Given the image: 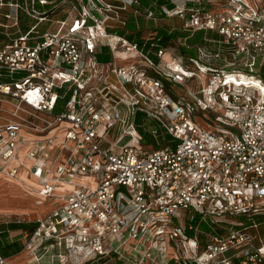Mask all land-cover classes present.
Wrapping results in <instances>:
<instances>
[{
	"label": "built area",
	"instance_id": "built-area-1",
	"mask_svg": "<svg viewBox=\"0 0 264 264\" xmlns=\"http://www.w3.org/2000/svg\"><path fill=\"white\" fill-rule=\"evenodd\" d=\"M263 66L264 0H0V177L51 202L3 222L50 264H264Z\"/></svg>",
	"mask_w": 264,
	"mask_h": 264
},
{
	"label": "rangeland",
	"instance_id": "rangeland-1",
	"mask_svg": "<svg viewBox=\"0 0 264 264\" xmlns=\"http://www.w3.org/2000/svg\"><path fill=\"white\" fill-rule=\"evenodd\" d=\"M250 3H253V0H248ZM31 22H34L33 20ZM108 50V49H107ZM116 59L117 58V54H116ZM111 75V74H110ZM107 81H113L114 77H106ZM252 91V90H249ZM255 99L258 98V94L256 91L253 92ZM13 107L12 101L10 102L9 99H4L0 97V121H2L1 119L3 117H6L9 115V112H7L9 109H11ZM21 114H24L21 112ZM200 124H202L203 126H206L205 121H199ZM108 135H111V133H108ZM128 140V137H125L122 139L121 144L125 143ZM3 181V180H1ZM1 188H0V209L3 210H8L6 213L0 214V221L3 220H13V219H23V220H30L36 217H39L38 215L43 216L47 209L45 210L44 207L48 208L51 205L50 201L44 200V199H40L38 197H35L33 194H29V193H35L33 190H30L29 188L26 189V192L22 191L21 193H13L12 191L9 190L8 185L1 183ZM17 187V186H15ZM5 194L7 196H9L10 198L15 197L16 199H9L8 197L5 196ZM19 198V199H18ZM33 204H35L37 207H35V209L33 208ZM39 205H41V208L43 210H40ZM34 210V211H33ZM238 220L243 221L244 218L242 216H238L236 217ZM259 232L262 234V239L264 241V232L260 229ZM59 250L55 249L52 251H48L39 261V264H50L52 263V259L53 257H51V254L53 253H58ZM62 252H65V250H62ZM227 256V254H226ZM238 259H234V261H232L230 264H238L237 262ZM69 262L70 264H78L77 260L73 257L69 258ZM211 264H221V263H211ZM225 264V263H223ZM248 264H256L254 262H249Z\"/></svg>",
	"mask_w": 264,
	"mask_h": 264
},
{
	"label": "trees",
	"instance_id": "trees-1",
	"mask_svg": "<svg viewBox=\"0 0 264 264\" xmlns=\"http://www.w3.org/2000/svg\"><path fill=\"white\" fill-rule=\"evenodd\" d=\"M97 58L99 62H109L111 58L109 50H107V48H103L102 51L97 53ZM260 76L264 80V66L261 68ZM140 118V115H138L137 121ZM252 221L259 223L258 231L261 229L264 232V214L254 217L253 220L244 218L242 222L244 224H249ZM36 226V222L0 221V257L5 258L19 252L22 247H24V244L21 241L23 232H28L29 234Z\"/></svg>",
	"mask_w": 264,
	"mask_h": 264
},
{
	"label": "crops",
	"instance_id": "crops-1",
	"mask_svg": "<svg viewBox=\"0 0 264 264\" xmlns=\"http://www.w3.org/2000/svg\"><path fill=\"white\" fill-rule=\"evenodd\" d=\"M22 177L25 179L24 175H22ZM1 180H3V181H1ZM26 181L27 182H31L29 179H26ZM1 183L8 185L9 190L12 191L15 194H17V193L18 194L19 193L22 194V191L26 192V189L28 188L26 186H23V185H20V184L14 182V181L6 180L3 177H0V185H1ZM15 186H17V187H15ZM0 188H1V186H0ZM29 194H33L35 197H38V198H40L42 200V198L37 196L36 193H29ZM5 196L8 197L9 199H16L15 197L10 198L6 194H5ZM32 206H33L34 209H35V207H37L35 204H33ZM39 207H40L39 208L40 210H43L41 208V205H39ZM44 208H45V210L47 209L46 207H44ZM7 211L8 210H3L2 211V209H0V214L6 213ZM39 217H41V216H39ZM21 241H22L23 244H25V240H24L23 237H22ZM25 249H26L25 247H22V249L19 252L15 253V254H12V255H10L8 257L3 258V261H4L3 264H39V261L41 259L38 260V252L32 251V252H30V255L26 258V257H24L23 254H21L22 252H24Z\"/></svg>",
	"mask_w": 264,
	"mask_h": 264
},
{
	"label": "bare ground",
	"instance_id": "bare-ground-1",
	"mask_svg": "<svg viewBox=\"0 0 264 264\" xmlns=\"http://www.w3.org/2000/svg\"><path fill=\"white\" fill-rule=\"evenodd\" d=\"M116 54H117V56H118L119 53H116ZM116 60L119 61L120 59H116ZM42 199H43V198H42ZM44 200H45V199H44ZM50 208H51V205L47 208L46 213L49 211ZM46 213H45V214H46ZM45 214H44V215H45ZM44 215H43V216H44ZM39 216H41V215H39ZM30 252H32V251H30L29 249H25L24 252H22L21 254H23L24 257L27 258V257L30 255Z\"/></svg>",
	"mask_w": 264,
	"mask_h": 264
}]
</instances>
